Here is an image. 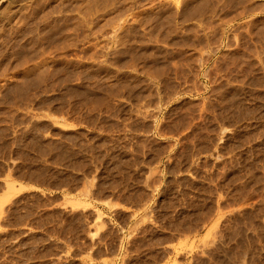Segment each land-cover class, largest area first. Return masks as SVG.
Instances as JSON below:
<instances>
[{"label":"rangeland","instance_id":"1","mask_svg":"<svg viewBox=\"0 0 264 264\" xmlns=\"http://www.w3.org/2000/svg\"><path fill=\"white\" fill-rule=\"evenodd\" d=\"M36 2L0 0V264H264V0Z\"/></svg>","mask_w":264,"mask_h":264},{"label":"bare ground","instance_id":"2","mask_svg":"<svg viewBox=\"0 0 264 264\" xmlns=\"http://www.w3.org/2000/svg\"><path fill=\"white\" fill-rule=\"evenodd\" d=\"M18 1H20V0H18ZM21 1H23V0H21ZM27 1H28V0H27ZM29 1H31V0H29ZM37 1H38V0H37ZM39 1H40V0H39ZM69 1H70V0H69ZM24 2H26V1H24ZM42 2H43V1H42ZM22 3H23V2H22ZM27 3H28V5L31 4V3L29 4V2H27ZM36 3H37V2H36V0H35V4H36ZM38 3H39V2H38ZM40 3H41V2H40ZM40 3H39V4H40ZM44 3H46V2H44ZM10 4H11V3H10ZM12 4H13V3H12ZM12 4H11V5H12ZM20 4H21V3H20ZM15 5H16V4H15ZM32 5H34V4H32ZM36 5H37V7H39L38 4H36ZM46 5H47V4H46ZM48 5H50V3H49ZM9 6H10V5H9ZM9 6H8V7H9ZM42 6H43V4H42ZM2 7H3V5H2ZM2 7H1V8H2ZM4 7H5V5H4ZM31 7H33V6H31ZM35 7H36V6H35ZM40 7H41V6H40ZM45 7H46V6H45ZM19 9H20V8H19ZM21 9L24 10V8H21ZM32 9H33V8H32ZM40 9H41V8H40ZM40 9H39V10H40ZM23 10H22V11H23ZM28 10H29V9H28ZM37 10H38V9H37ZM37 10H36V11H37ZM31 11H32V10H31ZM48 11H49V10H48ZM12 12H13V10H12ZM15 12H16V11H15ZM34 12H35V11H34ZM40 12H41V11H40ZM18 13H19V12H18ZM27 13H29V11H28ZM36 13H37V12H36ZM41 13H43V12H41ZM21 14H23V13H21ZM31 14H32V12H31ZM31 14H30V15H31ZM33 14H35V13H33ZM10 15H11V14H10ZM10 15H9V16H10ZM16 15H17V14H16ZM19 15H20V13H19ZM23 15H24V14H23ZM23 15H22V18L24 17ZM32 16H33V15H32ZM34 17H35V16H34ZM34 17H33V19H34ZM42 17H43V16H42ZM45 17H46V16H45ZM47 17H48V16H47ZM7 18H8V17H7ZM37 18H38V16H37ZM9 19H10V18H9ZM14 19L17 20L16 17L13 18V20H14ZM27 20H28V17L26 18V21H27ZM41 20H43V19H41ZM49 20H50V19H49ZM11 21H12V20H11ZM21 21H22V20H21ZM38 21H39V20H38ZM8 22H9V21H8ZM19 22H20V21H19ZM23 22H24V21H23ZM23 22H22V23H23ZM10 23H11V22H10ZM25 23H26V22H25ZM25 23H24V24H25ZM35 23H36V22H35ZM35 23H34V24H35ZM40 23H41V22H40ZM28 24H29V23H28ZM19 25H20V23H19ZM19 25H18V26H19ZM30 26H31V25H30ZM3 27H4V26H3ZM27 27H28V26H27ZM36 27H38V26H36ZM30 28H31V27H30ZM41 29H42V28H41ZM15 30H17V29H14V31H15ZM6 34H7V33H6ZM15 35H16V34H15ZM12 38H13V37H12ZM4 43H5V42H4ZM9 186H10V184H9ZM9 186L7 185V187H9ZM10 187H12V186H10ZM12 189H13V188H12Z\"/></svg>","mask_w":264,"mask_h":264}]
</instances>
